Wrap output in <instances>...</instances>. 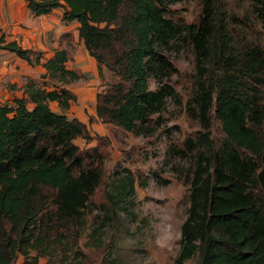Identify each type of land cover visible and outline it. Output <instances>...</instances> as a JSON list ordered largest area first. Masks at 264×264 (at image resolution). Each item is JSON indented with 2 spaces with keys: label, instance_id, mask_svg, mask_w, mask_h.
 <instances>
[{
  "label": "trees",
  "instance_id": "16d2710c",
  "mask_svg": "<svg viewBox=\"0 0 264 264\" xmlns=\"http://www.w3.org/2000/svg\"><path fill=\"white\" fill-rule=\"evenodd\" d=\"M27 1L35 14L60 7L64 19L79 21V36L98 60L100 74L106 66L118 77L97 92L96 113L125 129H134L147 109L159 110L168 96H176L170 83L148 85L150 59L171 64L157 44L176 34L192 35L197 50L193 99L200 123L209 129L215 105L226 138L208 155L199 153L175 264H184L197 247L199 264H264L263 49L252 45L226 53L223 21L212 0L206 1L197 27L166 16L161 0ZM0 46L28 60L41 54L4 34ZM67 58V50L59 49L45 62L44 75L59 77L61 85L48 88L29 79L26 94L0 105V264H15L20 254V264H42V256L49 264L93 262L80 237L85 205L103 171L75 141L92 137L88 123L50 104L58 100L67 109L76 97L65 84L81 74L66 66ZM204 59L212 60L208 73ZM109 200L114 207L110 193ZM99 228L90 232L97 234V247L103 245Z\"/></svg>",
  "mask_w": 264,
  "mask_h": 264
},
{
  "label": "rangeland",
  "instance_id": "374dc122",
  "mask_svg": "<svg viewBox=\"0 0 264 264\" xmlns=\"http://www.w3.org/2000/svg\"><path fill=\"white\" fill-rule=\"evenodd\" d=\"M206 1L161 0L160 5L176 23H195L197 27L202 22ZM212 2L223 21L221 37L226 53L252 45H259L264 51V2ZM69 39L73 48L80 43L72 35ZM157 49L171 64L150 59L148 85L156 88L170 83L176 88V96H168L159 110L147 109L134 129L102 120L90 110L92 96L83 115L92 137L75 138L88 161L103 171L101 182L85 205V226L80 237L82 247L93 261L90 264H175L182 246L181 225L188 214L191 180L199 153L205 151L208 155L226 138L215 105L211 108L209 129L200 123L198 104L193 99L197 91V50L192 35L176 34L167 42L158 43ZM204 62L208 73L212 60ZM98 72L99 63L98 91L118 79L106 66L102 75ZM80 74L71 81L72 85L90 77L89 72ZM49 79L50 83L54 79V84H61L59 77ZM36 80L51 86L47 79ZM97 227L102 234L100 247L96 246L97 234L90 233ZM198 248L184 264H199ZM40 263L47 264L48 257L42 256Z\"/></svg>",
  "mask_w": 264,
  "mask_h": 264
},
{
  "label": "crops",
  "instance_id": "0c3cea01",
  "mask_svg": "<svg viewBox=\"0 0 264 264\" xmlns=\"http://www.w3.org/2000/svg\"><path fill=\"white\" fill-rule=\"evenodd\" d=\"M78 25L77 19H64L63 9L60 7H55L50 12L35 14L27 0H0V35L4 34L7 40L16 39L25 47L41 51L39 59V52H36L32 60H28L14 50L0 46V105L11 101L15 96L26 94L25 84L29 79H47L50 83V74L44 75L47 72L45 62L59 49H66V66L79 73L89 72L90 77L80 78L82 80L73 85V81L65 84L76 95L67 109H63L58 100H51L50 104L55 110H65L70 116H77L86 122L83 117L85 107L88 106V99L93 96V107L90 110L96 113L98 60L89 52L84 40L79 36ZM70 35L74 36L76 41L80 40L74 48L69 39ZM54 82L52 79L51 86L47 87H53ZM21 261L22 258L19 257L15 264H20Z\"/></svg>",
  "mask_w": 264,
  "mask_h": 264
}]
</instances>
